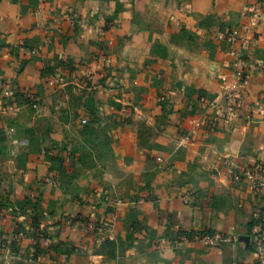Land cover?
Instances as JSON below:
<instances>
[{
    "label": "crops",
    "instance_id": "obj_1",
    "mask_svg": "<svg viewBox=\"0 0 264 264\" xmlns=\"http://www.w3.org/2000/svg\"><path fill=\"white\" fill-rule=\"evenodd\" d=\"M256 9V0H0L9 204L0 239L11 241L18 221L29 231L0 264H256L251 228L264 193L232 178L264 165V0L252 19ZM227 29L244 39L219 40ZM236 75V110L213 106ZM6 92L34 94L38 110ZM74 99L81 117L106 123L116 150L96 178L77 161L82 121L61 125L70 112L59 106ZM33 144L54 159L64 152V163ZM34 221L60 249L45 252ZM204 232L228 242H180Z\"/></svg>",
    "mask_w": 264,
    "mask_h": 264
},
{
    "label": "built area",
    "instance_id": "obj_2",
    "mask_svg": "<svg viewBox=\"0 0 264 264\" xmlns=\"http://www.w3.org/2000/svg\"><path fill=\"white\" fill-rule=\"evenodd\" d=\"M263 0H256V10L252 13V19H256L259 15V9L261 7ZM217 38L221 41H226L232 44H235L239 41V39L243 40L244 37H239L236 32L231 30H225L219 32ZM238 80L237 75L235 80L227 85L224 90L219 94V98L212 102L213 106L220 107L221 109L227 112H233L239 105V97L237 92ZM25 97L30 100H36V97L32 93H25ZM6 98H11V94L6 92ZM38 105H34V108L38 110ZM86 123V120H83ZM232 178L234 181H248L252 184L255 192L264 193V165L257 164L248 168H241V170L232 173ZM0 216H4V212H0ZM251 236L254 238V242L252 243L253 249L257 254V263L256 264H264V206L260 208L256 218L253 222L251 228ZM26 238L25 234L20 233L16 237L13 236L12 240H15L19 244H22L24 239ZM224 235L218 232H204V233H195L189 236H183L180 238V242H201L205 246L210 248L219 247L225 242H228ZM9 241L6 244L0 245V255L3 254L9 248ZM41 244L48 248L51 245V240L42 238ZM179 243L176 242V245Z\"/></svg>",
    "mask_w": 264,
    "mask_h": 264
},
{
    "label": "rangeland",
    "instance_id": "obj_3",
    "mask_svg": "<svg viewBox=\"0 0 264 264\" xmlns=\"http://www.w3.org/2000/svg\"><path fill=\"white\" fill-rule=\"evenodd\" d=\"M63 103H67V106L60 104L61 106L59 107L62 110L69 111L70 113L69 115L67 114L68 116H66V114H63L60 117L61 125L69 123L70 120L82 121L80 122V124L83 128H81L79 135L83 137V140L81 141L80 139H78V141L74 143L76 144V148L78 149L77 161L82 163L84 165V168H88V171L92 173L96 178L97 172L105 168V164L107 165V161H109L108 159L112 157V153L116 152V150L112 148V139L110 137V134L106 130V127L108 126L104 122V127H102V125L100 126L101 129H99V125H101L102 123L99 118H95L90 122L88 121V119L81 117V114L79 113V110H81L83 107L81 101L74 99ZM45 120L46 119H42L39 121L38 124H40L41 128H45L47 126ZM83 120H86V123H84ZM127 131L128 130L124 129L121 132L122 142L120 150L125 154L131 151L129 143L132 136H130ZM76 136H78V134ZM30 150H32V152L34 153H37L39 151L37 154L44 156L43 160H64V152L62 153V155L54 159L51 157L52 151L47 148L38 150L37 148H35V144H33Z\"/></svg>",
    "mask_w": 264,
    "mask_h": 264
},
{
    "label": "trees",
    "instance_id": "obj_4",
    "mask_svg": "<svg viewBox=\"0 0 264 264\" xmlns=\"http://www.w3.org/2000/svg\"><path fill=\"white\" fill-rule=\"evenodd\" d=\"M25 95H26L25 93H22V94L16 93L15 94V97H16L17 100L16 101H12V99L10 98V99H8V102H10V103L13 104L14 102H17V101L20 100V101H23V103L28 104L32 111H34V112L37 111V109L34 108V105H38L39 106V101H37V100H30L29 98H26ZM4 142L5 141L3 140L2 141L3 146L0 147V152L1 153L4 152L5 149H6V145H5ZM61 163H64V160H60V164ZM71 166H74V163ZM65 167L66 166H63V168L61 167L59 169V172L60 173H63L66 170ZM30 204H33V202L31 200H29V199L26 200L25 203H24V205L22 206V209L21 210L25 213L26 210H27V206L30 205ZM8 207H9V204L6 203V202H4V201H2L0 203V212H3L4 210H8ZM33 232L34 233L32 234V236L40 244H41V241L40 240L42 238H46V239H50L51 240V238L47 235L46 230L43 229L42 227H40L39 225H37V222L36 221H34V224H33ZM20 233L25 234L26 237L29 236V231L25 228L24 224L21 221H18V222H16V227H15L14 235L13 236L16 237ZM6 243H8V239H3V240L0 239V245L1 244H6ZM20 245L21 244H19L15 240H12L11 243L9 244V246H10V248H11V250H12L13 253H15L19 249ZM41 246L44 249V246L42 244H41ZM60 247H61L60 244H52L48 248H45V252H51L53 250L56 251L57 249H60Z\"/></svg>",
    "mask_w": 264,
    "mask_h": 264
}]
</instances>
